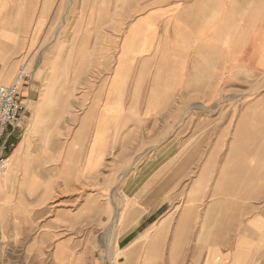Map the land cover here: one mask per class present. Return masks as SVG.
Here are the masks:
<instances>
[{"label":"rangeland","instance_id":"1","mask_svg":"<svg viewBox=\"0 0 264 264\" xmlns=\"http://www.w3.org/2000/svg\"><path fill=\"white\" fill-rule=\"evenodd\" d=\"M56 30L12 61L6 81L26 61V123L62 128L30 131L27 155L0 178V264H205L213 245L226 244L238 212L264 195V77L222 82L212 75L173 87L151 81L159 67L127 66L123 96L116 91L109 103L117 66L97 64L112 61L109 35L69 32L62 41ZM160 93L178 96L150 97ZM109 113L114 121L104 122ZM176 131L181 152L144 178L141 194L151 202L152 188H165L163 217L138 241L119 243L132 227L131 200L117 189ZM208 233L222 238L207 240Z\"/></svg>","mask_w":264,"mask_h":264},{"label":"crops","instance_id":"2","mask_svg":"<svg viewBox=\"0 0 264 264\" xmlns=\"http://www.w3.org/2000/svg\"><path fill=\"white\" fill-rule=\"evenodd\" d=\"M86 18L92 19L87 30ZM53 25L58 29L54 32L61 33L62 41L63 33L69 32L108 34L112 61L97 64L142 66L148 67L149 72L159 67L151 81L171 83L173 87L183 80L207 81L212 75L217 76L213 80L222 82L260 81L264 77V0H0V82L9 81L12 61L30 50L38 35H46ZM168 67L172 68L168 70ZM28 78L29 74L21 87ZM168 91L173 90L162 89ZM22 96V115L5 137L8 145L14 138L12 151L10 147L8 151V155L12 153L11 162L16 156L27 155L25 147L28 136H32L30 131L62 128L49 122L26 123L25 89ZM81 128L78 127V136L84 130ZM17 134L22 136V141H15ZM109 137L111 140L110 132ZM180 139L176 131L168 141L150 148L149 158L139 168L136 178L128 179L117 189L123 201L131 200L128 224L132 228L118 239L119 243L130 236V241H138L143 231L163 217L165 188L155 186L150 191L156 202H150L152 198L143 199L141 194L148 188L145 177L153 176L181 152ZM196 188L195 184L192 191ZM259 199L238 212L225 237L224 233L223 238L208 233L207 240L222 238L226 244L213 245L205 264H264V195ZM211 214H205L206 218Z\"/></svg>","mask_w":264,"mask_h":264},{"label":"built area","instance_id":"3","mask_svg":"<svg viewBox=\"0 0 264 264\" xmlns=\"http://www.w3.org/2000/svg\"><path fill=\"white\" fill-rule=\"evenodd\" d=\"M27 62L18 65L12 83L0 84V178L6 173L8 142L5 137L15 127L24 110L21 85L28 77Z\"/></svg>","mask_w":264,"mask_h":264},{"label":"bare ground","instance_id":"4","mask_svg":"<svg viewBox=\"0 0 264 264\" xmlns=\"http://www.w3.org/2000/svg\"><path fill=\"white\" fill-rule=\"evenodd\" d=\"M9 11H10V8H9ZM10 14V13H9ZM1 42H3V43H6V42H4V41H1ZM163 49V48H162ZM164 50V49H163ZM162 50V51H163ZM163 53V52H162ZM166 57V56H165ZM145 61V60H144ZM163 61V60H162ZM160 63H161V61H160ZM146 64V63H145ZM99 73V72H98ZM129 74H130V70H129V67H127V66H117L116 67V70H115V77H114V79H113V82H112V85H111V87H110V91H109V95H108V101L107 102H109V103H112L113 101L112 100H114L117 96H118V94L119 95H121V96H123V90H124V88L126 87V84H127V82H126V80H127V77L129 76ZM142 80V79H141ZM152 85H154V84H152ZM117 91V93H116V97L114 96L115 95V92ZM113 97H114V99H113ZM107 113V112H106ZM114 115V114H113ZM43 118V117H42ZM108 122V121H110V122H112V121H114V116H112V114H110L109 113V115H107L106 116V119L104 120V122ZM107 149V148H106ZM106 152V151H105ZM11 163V158H9L7 161H6V167H7V164L9 165ZM10 166H11V164H10ZM7 169V168H6ZM230 182V181H229ZM236 182V181H235ZM231 184V183H230ZM215 204V203H214ZM210 205H212V203L210 204ZM209 205V206H210ZM211 207V206H210ZM209 209V208H208ZM210 212H212L211 211V209H209V210H207V213H208V216H209V214H211ZM206 213V214H207ZM186 214V213H185ZM184 214V215H185ZM212 215H213V212H212ZM212 215H211V218H212ZM215 215V214H214ZM207 216V217H208ZM184 217H186V216H184ZM184 217H182V219H181V222H180V224H179V227L177 228V230L181 227V226H183V225H185L184 224V222L186 221H184L183 219H186V218H184ZM206 217V216H205ZM205 219V218H204ZM209 220H210V218H209ZM184 221V222H183ZM187 222V221H186ZM190 223V222H189ZM211 223V222H210ZM209 224V223H208ZM212 224V223H211ZM206 229H207V227H206ZM205 229V230H206ZM180 230V229H179ZM212 232V231H211ZM178 234V233H177ZM205 235V234H204ZM203 239V238H202ZM203 241V240H202Z\"/></svg>","mask_w":264,"mask_h":264}]
</instances>
